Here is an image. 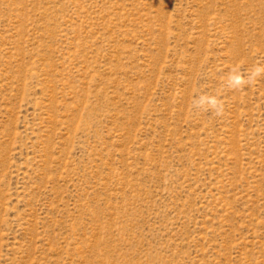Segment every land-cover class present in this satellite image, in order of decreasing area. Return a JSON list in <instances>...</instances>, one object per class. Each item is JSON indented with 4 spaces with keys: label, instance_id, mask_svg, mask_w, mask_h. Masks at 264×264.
<instances>
[{
    "label": "rangeland",
    "instance_id": "1",
    "mask_svg": "<svg viewBox=\"0 0 264 264\" xmlns=\"http://www.w3.org/2000/svg\"><path fill=\"white\" fill-rule=\"evenodd\" d=\"M255 65L264 0H0V264H264Z\"/></svg>",
    "mask_w": 264,
    "mask_h": 264
},
{
    "label": "clouds",
    "instance_id": "2",
    "mask_svg": "<svg viewBox=\"0 0 264 264\" xmlns=\"http://www.w3.org/2000/svg\"><path fill=\"white\" fill-rule=\"evenodd\" d=\"M264 74V65H255L249 71H242L238 67H233L227 77L226 86L229 89L240 90L253 84ZM194 107L206 111H212L216 116H222L224 113V101L219 94L200 93L194 100Z\"/></svg>",
    "mask_w": 264,
    "mask_h": 264
}]
</instances>
